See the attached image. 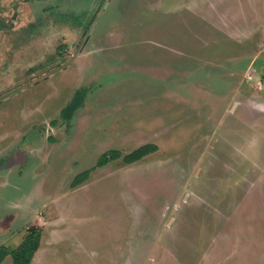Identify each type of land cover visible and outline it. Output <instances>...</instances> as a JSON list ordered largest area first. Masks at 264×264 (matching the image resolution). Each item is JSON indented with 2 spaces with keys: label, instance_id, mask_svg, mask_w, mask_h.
Here are the masks:
<instances>
[{
  "label": "rangeland",
  "instance_id": "374dc122",
  "mask_svg": "<svg viewBox=\"0 0 264 264\" xmlns=\"http://www.w3.org/2000/svg\"><path fill=\"white\" fill-rule=\"evenodd\" d=\"M263 76L264 0H0V247L264 264Z\"/></svg>",
  "mask_w": 264,
  "mask_h": 264
},
{
  "label": "trees",
  "instance_id": "16d2710c",
  "mask_svg": "<svg viewBox=\"0 0 264 264\" xmlns=\"http://www.w3.org/2000/svg\"><path fill=\"white\" fill-rule=\"evenodd\" d=\"M87 93V89H82L78 91L73 97L72 101L65 107L61 112V118L66 121H71L75 113L83 106V102ZM157 151L155 145H146L143 146L131 154L123 158L126 164H132L137 161H140L145 156L154 153ZM122 157L121 153L117 150H111L103 154L96 166L104 167L109 163L118 160ZM90 175V170L85 171L78 175L73 181V186H77L85 182ZM43 230L41 227H33L28 230L26 237L24 238L21 245L15 250H9L7 247H0V264H3L5 259L10 256L12 258V264H31L33 258L40 248V243L42 239Z\"/></svg>",
  "mask_w": 264,
  "mask_h": 264
},
{
  "label": "built area",
  "instance_id": "2783aa9c",
  "mask_svg": "<svg viewBox=\"0 0 264 264\" xmlns=\"http://www.w3.org/2000/svg\"><path fill=\"white\" fill-rule=\"evenodd\" d=\"M260 81H261V86L264 85V76Z\"/></svg>",
  "mask_w": 264,
  "mask_h": 264
},
{
  "label": "crops",
  "instance_id": "0c3cea01",
  "mask_svg": "<svg viewBox=\"0 0 264 264\" xmlns=\"http://www.w3.org/2000/svg\"><path fill=\"white\" fill-rule=\"evenodd\" d=\"M262 86H264V85H262ZM57 232H59V231H57Z\"/></svg>",
  "mask_w": 264,
  "mask_h": 264
}]
</instances>
